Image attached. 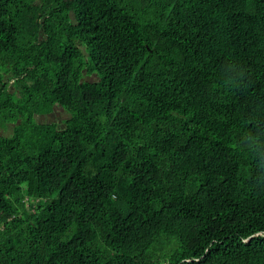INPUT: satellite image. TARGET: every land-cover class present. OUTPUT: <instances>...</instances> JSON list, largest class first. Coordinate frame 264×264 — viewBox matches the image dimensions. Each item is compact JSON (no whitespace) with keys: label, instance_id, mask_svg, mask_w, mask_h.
Segmentation results:
<instances>
[{"label":"trees","instance_id":"1","mask_svg":"<svg viewBox=\"0 0 264 264\" xmlns=\"http://www.w3.org/2000/svg\"><path fill=\"white\" fill-rule=\"evenodd\" d=\"M0 264H264V0H0Z\"/></svg>","mask_w":264,"mask_h":264},{"label":"rangeland","instance_id":"2","mask_svg":"<svg viewBox=\"0 0 264 264\" xmlns=\"http://www.w3.org/2000/svg\"><path fill=\"white\" fill-rule=\"evenodd\" d=\"M28 82L30 83V85H35V81L34 80H31L29 79ZM11 86H14V81H12L11 83ZM66 113L63 111V109L61 108H57L56 111L52 114V115H49L48 117H39V120L41 123H45V122H49V123H52V122H58L59 124L61 123V120H65L67 115ZM6 134V132H5ZM9 134V132L7 133Z\"/></svg>","mask_w":264,"mask_h":264},{"label":"clouds","instance_id":"3","mask_svg":"<svg viewBox=\"0 0 264 264\" xmlns=\"http://www.w3.org/2000/svg\"><path fill=\"white\" fill-rule=\"evenodd\" d=\"M239 75L242 77L243 76V72H241ZM226 83H229V82H226Z\"/></svg>","mask_w":264,"mask_h":264},{"label":"flooded vegetation","instance_id":"4","mask_svg":"<svg viewBox=\"0 0 264 264\" xmlns=\"http://www.w3.org/2000/svg\"><path fill=\"white\" fill-rule=\"evenodd\" d=\"M52 115V114H51Z\"/></svg>","mask_w":264,"mask_h":264}]
</instances>
